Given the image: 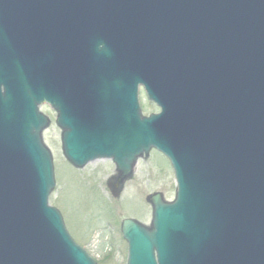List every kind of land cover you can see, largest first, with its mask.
Instances as JSON below:
<instances>
[{
  "label": "water",
  "instance_id": "1",
  "mask_svg": "<svg viewBox=\"0 0 264 264\" xmlns=\"http://www.w3.org/2000/svg\"><path fill=\"white\" fill-rule=\"evenodd\" d=\"M44 102L76 167L170 160L127 264H264V0H0V264H95L47 204Z\"/></svg>",
  "mask_w": 264,
  "mask_h": 264
},
{
  "label": "rangeland",
  "instance_id": "2",
  "mask_svg": "<svg viewBox=\"0 0 264 264\" xmlns=\"http://www.w3.org/2000/svg\"><path fill=\"white\" fill-rule=\"evenodd\" d=\"M140 101L143 113L157 111L143 92ZM40 109L51 118V125L44 132L55 173L49 203L62 213L71 235L97 264H126L127 247L120 235V223L124 218H134L148 224L150 206L145 196L151 192L160 191L165 199H172L174 180L167 160L155 151L146 160H138L132 179L125 180L119 197H113L106 185L113 172L111 162L98 160L82 169L68 166L60 152L53 111L47 105Z\"/></svg>",
  "mask_w": 264,
  "mask_h": 264
},
{
  "label": "bare ground",
  "instance_id": "3",
  "mask_svg": "<svg viewBox=\"0 0 264 264\" xmlns=\"http://www.w3.org/2000/svg\"><path fill=\"white\" fill-rule=\"evenodd\" d=\"M71 68V67H70ZM73 69V68H72ZM10 147L13 149L14 147L13 146H11L10 145ZM14 150V149H13ZM24 151V150H23ZM23 151L21 150V151H19L20 153L18 154V159L20 160L19 161V163L21 164V163H27V161H25L24 160V158H23ZM22 155V156H21ZM129 220H133L135 223H137V224H140V223H142V222H140V221H138V220H136V219H134V218H129ZM65 222V220H64V218H62V222Z\"/></svg>",
  "mask_w": 264,
  "mask_h": 264
}]
</instances>
